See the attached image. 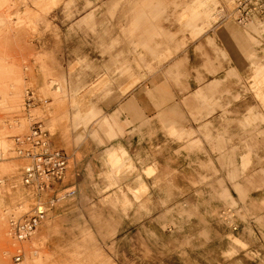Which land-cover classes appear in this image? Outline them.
<instances>
[{
	"label": "rangeland",
	"instance_id": "obj_1",
	"mask_svg": "<svg viewBox=\"0 0 264 264\" xmlns=\"http://www.w3.org/2000/svg\"><path fill=\"white\" fill-rule=\"evenodd\" d=\"M237 16L234 0H0L5 264L7 216L28 201L15 140L36 120L70 162L20 264H264V24ZM136 90L151 108L129 122ZM90 146L98 161L74 165ZM118 146L133 166L113 178Z\"/></svg>",
	"mask_w": 264,
	"mask_h": 264
},
{
	"label": "built area",
	"instance_id": "obj_2",
	"mask_svg": "<svg viewBox=\"0 0 264 264\" xmlns=\"http://www.w3.org/2000/svg\"><path fill=\"white\" fill-rule=\"evenodd\" d=\"M237 21L245 24L256 18L264 24V0H234ZM27 106L34 103L33 91L26 94ZM14 153L23 161L19 169L21 184L28 193V201L7 216L8 236L13 241L15 255L20 264L25 256L24 243L30 240L60 202L59 192L68 175L70 156L54 145L49 131L40 120L34 121L30 133L15 140ZM5 154L0 152V161ZM74 192L69 193L72 196ZM237 228L234 227V230Z\"/></svg>",
	"mask_w": 264,
	"mask_h": 264
},
{
	"label": "crops",
	"instance_id": "obj_3",
	"mask_svg": "<svg viewBox=\"0 0 264 264\" xmlns=\"http://www.w3.org/2000/svg\"><path fill=\"white\" fill-rule=\"evenodd\" d=\"M207 14H199V13H196L194 17L196 18H201L202 16H205L206 17ZM208 16V15H207ZM193 23V20L190 21V24ZM240 44L242 46V48L244 49H249L250 48V41L248 40V38L246 37H241L240 38ZM191 62H193L192 64H194L195 67H200L201 66V63L199 61H197L196 59L195 60H190ZM96 66H99L101 67L102 65L99 63H96ZM260 73H264V68L262 71H260ZM192 85H195L194 81H191L190 83V86L192 87ZM159 88H162L161 86L158 87L157 89ZM163 97H161L159 100H163L162 99ZM124 105V108L126 111H129L130 112V115H129V118H128V121L131 122L133 121V119H135L134 117V105H136L138 108H140V106L146 108L148 106V108H151V104L147 101V103L145 101L142 100V94H140V90H136L133 94V96L129 99H127V102L123 103ZM104 109H107V105H104ZM147 110V108H146ZM128 117V116H127ZM124 121V120H123ZM101 128L98 126V130H94V136L96 135H100ZM105 136H107V138L110 140V134L111 132L110 131H103ZM118 136V135H117ZM158 136H160L161 138H164L165 136L163 134H159ZM101 138V137H100ZM134 139V143L138 146V150H139V146H140V142H139V138H140V135H136L135 138H137L138 140L135 141V138L132 137ZM102 141L104 142V140L102 139ZM101 141V142H102ZM170 143V142H169ZM114 145H122L124 146L126 149L127 147L130 146V142L127 140V139H117L113 142ZM146 145V144H145ZM122 146H118V147H115L113 150H111L110 152H108V155H107V161H108V164L111 168V172H110V175L111 177L113 178H118L120 175H122V173H125V171L128 169V168H131L133 165L131 164V160H130V157L128 156V152L126 151V149H124ZM98 151L95 147L93 146H90L89 148H86V149H80L78 151V153L76 155H74V158H73V164L76 165V162L77 161H83V163H90L91 162H94V161H98V159H96V156H98ZM143 156V159L146 157L145 154H142ZM171 158V157H170ZM169 158V159H170ZM198 158H195L194 156L192 157V161L194 160H197ZM79 173V172H78ZM79 175V174H78ZM68 176V175H67Z\"/></svg>",
	"mask_w": 264,
	"mask_h": 264
},
{
	"label": "bare ground",
	"instance_id": "obj_4",
	"mask_svg": "<svg viewBox=\"0 0 264 264\" xmlns=\"http://www.w3.org/2000/svg\"><path fill=\"white\" fill-rule=\"evenodd\" d=\"M2 153H4V152H2ZM5 154V157H4V159L2 160V161H6V160H10L11 158L10 157H8V155L6 154V153H4ZM2 183V182H1ZM22 206V205H21ZM20 206V207H21ZM23 206H24V204H23ZM19 207V208H20ZM18 208V209H19ZM44 222H46V221H44ZM43 222V223H44ZM8 225V224H7ZM25 257V256H24ZM0 264H5V259L2 257V256H0Z\"/></svg>",
	"mask_w": 264,
	"mask_h": 264
}]
</instances>
